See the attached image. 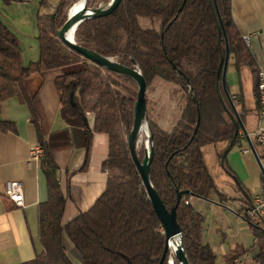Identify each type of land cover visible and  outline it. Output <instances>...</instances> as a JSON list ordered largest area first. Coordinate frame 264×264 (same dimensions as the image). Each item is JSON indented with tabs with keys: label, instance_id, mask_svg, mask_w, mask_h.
I'll use <instances>...</instances> for the list:
<instances>
[{
	"label": "trees",
	"instance_id": "1",
	"mask_svg": "<svg viewBox=\"0 0 264 264\" xmlns=\"http://www.w3.org/2000/svg\"><path fill=\"white\" fill-rule=\"evenodd\" d=\"M1 1L8 4L23 0ZM77 1L57 0L52 13L37 15L39 56L27 65L21 62L17 37L0 18V103L16 97L33 113L25 79L42 67L57 69L81 63L82 68L56 78L65 112L82 118L86 112L93 115L92 130L85 123L86 150L80 170L86 168L93 132L108 137V154L101 164L107 172L105 190L87 212L61 225L64 196L58 186L57 167L33 118L42 149L39 162L47 179L48 197L38 205L41 251L35 258L19 264H73L63 244L64 236L83 264H158L165 245L163 228L127 142L117 132L118 126H122L127 135L132 126L135 82L88 61L59 40L57 31L66 20L70 4ZM214 1L221 23L213 0H121L110 14L84 19L74 33L76 43L122 65H134L147 86L159 77L178 85L186 95L184 109L171 131L159 128L151 120L148 127L153 149L149 179L165 207L169 209L175 204V188L190 191L182 195L176 208L189 264H216L214 251L202 241V214L184 203L192 196L207 199L215 190L202 147L221 140L235 143L238 139L226 110L230 111V106L222 93L224 37L236 68L247 65L254 72L256 94L258 69L232 21L230 0ZM99 2L87 0L86 7L97 8ZM107 4L108 0H102L100 7ZM140 19L149 20L152 25L143 27ZM90 93H94V100L88 104ZM239 117L242 119L241 114ZM0 131L14 128L0 121ZM251 226L259 248L254 258L264 264V231ZM169 257L172 264H178L170 250L162 264H169Z\"/></svg>",
	"mask_w": 264,
	"mask_h": 264
},
{
	"label": "crops",
	"instance_id": "2",
	"mask_svg": "<svg viewBox=\"0 0 264 264\" xmlns=\"http://www.w3.org/2000/svg\"><path fill=\"white\" fill-rule=\"evenodd\" d=\"M29 1H14L6 4L0 0V11H6V15L14 13L12 23H15L11 25L10 22L5 21L6 19L3 20L1 15L0 18L11 32L29 37L31 43L38 49L37 15L52 13L57 0H53L54 5L48 11L44 9L45 6H49L48 0H38L37 7L33 10L25 8ZM230 13L238 32L243 38H247L245 44L254 60L255 69L264 68V0H230ZM36 55L37 57H35ZM38 56L39 49L36 52L34 48L32 57L25 59L20 49V58L24 65L37 61ZM80 68H82V64L76 63L57 69L42 67L40 70L31 73L25 79L24 87L31 98L33 113L27 104L19 102L16 97L7 98L0 103V121L10 123L14 128V131H0V264H19L29 261L41 251L38 236V205L47 201L48 184L40 166V157L33 159L30 153L34 147H40L33 118L37 120L42 140L57 167L58 186L64 196L61 225H65L81 213L87 212L105 190L107 172L102 170L101 164L108 154V137L105 133L93 132L86 168L80 170L86 150L85 123L92 130L93 115L86 112L84 119L78 116H69L61 104V93L56 85L57 76ZM244 69L250 72L252 80V108H245L244 92L240 80ZM152 83L155 87V93L162 95L165 102L163 110L159 106L156 111L159 115L154 118L153 122L159 128L171 131L176 122L171 92L172 87L174 88L176 85L160 78H155ZM225 84L226 91L238 116L239 114L242 115L240 120L243 128L238 129L236 142L245 138L247 146L241 148L236 155L232 153L229 156L228 152L233 149L236 142H221L225 145V152L221 159L222 170L219 169L218 174L219 178L225 182L233 180L238 183L244 195L238 196L237 199L244 205L239 208L236 204L233 208L237 209V213H240L241 210L245 211L252 197L259 193L261 185V180L259 181L261 179L260 167L254 153L242 151L251 145L258 150L251 135L256 127L259 107L255 94V74L247 65L236 68L234 59L229 55ZM222 93L227 100L225 93L223 91ZM246 112L248 115H245ZM249 113H252L253 116L250 114L251 117ZM210 144L202 147V154L205 166L215 186V180L206 165L207 160L204 156V151L208 150L207 155L210 159L213 157L211 151L214 149L212 144L215 145V143ZM210 147L212 148L209 149ZM236 169L241 170L244 177L240 178L235 172ZM9 181H16L21 184L22 206H16L5 196V185ZM216 190L215 186V190L210 192L207 199L192 196L187 200L188 204L202 214L203 211L200 208L213 203L212 201L217 202ZM221 194L224 197L228 195V193L224 194L223 192ZM191 199H195L193 205ZM213 204L220 208L223 207L222 202L220 205L218 203ZM206 230L202 232V241L212 248L215 255L216 252L219 254L217 238L214 237L212 241L214 243L210 245L211 239L208 237V229ZM206 236L209 241H206ZM63 244L72 263L82 264L76 250L66 236L63 237ZM220 254L224 256V260H220V264H235L234 259H238L242 264L240 259L243 256L242 252L231 253L228 258L222 251Z\"/></svg>",
	"mask_w": 264,
	"mask_h": 264
},
{
	"label": "rangeland",
	"instance_id": "3",
	"mask_svg": "<svg viewBox=\"0 0 264 264\" xmlns=\"http://www.w3.org/2000/svg\"><path fill=\"white\" fill-rule=\"evenodd\" d=\"M109 1L110 0H108V2ZM37 2L38 0H30L28 2L29 4L25 5V8L27 7L28 9L33 10L37 7ZM47 2L49 3V6H45L46 8L44 9H46V11L50 10L52 6L54 5L53 0H48ZM101 2H99V7L101 6L100 5ZM75 3L70 4L71 7L70 6L69 7L72 9ZM5 12L0 11V15L2 19L3 20L6 19L5 21H8L10 22L11 25H13V23H15V22L12 23V20H14L13 19L14 13H12L11 15H6ZM140 24L143 27H150L152 25V23L146 19H140ZM22 28L24 29L23 26ZM14 34L16 35L19 41L21 53L25 59H30L32 57L34 48H35V51L38 52L37 47L33 43H31L32 41H30L29 37L24 36L23 34H17L16 32ZM35 57H37V55ZM245 70L246 69H244V71H242V74H241L242 75L240 79L241 87L244 92L243 95L245 99V108H250V107L252 108L253 107L252 106L253 97L251 93L252 80L250 77V72L245 71ZM152 82L153 81H151V83L146 87V93H145L146 119H145L144 125L142 126V128L140 129L138 133L137 140H136V154H138V156L141 159L143 158L145 151L148 150V147H149L147 139H148V136H150V132H149V127H146L145 124L148 126V120L153 121L154 118L159 115L158 113H156L159 106H161L162 108L161 110H163L164 105H165L164 104L165 102L163 101L164 98H162V95L155 93V87ZM134 89L135 91L137 90L136 84H135ZM172 89L173 90L171 92V97H172V104L174 106L173 114L175 115L174 119H176V122H177V120L180 118L181 113L184 109V106L186 103V95L178 87V85L174 86V88L172 87ZM93 100H94V93H90L88 97V104H91ZM169 104L171 105V102H169ZM250 114L252 115V113H249V115ZM160 115L163 116L162 114ZM245 115H248V113L246 112ZM144 129L146 132L144 131ZM117 132L122 137V139H124L127 142V138H126L127 135L122 126H118ZM221 142H224V140L215 142V145L212 144L214 149H212L211 151V153L213 154V157L211 159L207 155L208 150L204 151V156L206 157V160H207L206 165L215 180V186L217 188L216 190L217 191L216 192L217 202H214V201L212 202L218 203L219 205H220V202H222L221 205L225 207L226 209L223 207L220 208L218 207V205L215 206L213 203L207 204L203 206V208H200L202 209L203 211L202 214L204 216L203 217L204 218L203 219V230L207 231L206 229H208V237H210L209 239H211L210 245H213L214 243L212 242L213 238L214 237L217 238L216 243L219 246V254H217L216 252L217 264L221 263L220 260L221 261L224 260V256L220 254V251H222L224 255H227V258L231 253L242 252L243 256L240 258L242 261V264H261L259 260L254 258V256L259 251V248L256 242L257 240H255V238L253 237L252 226L250 224L257 226V227L258 225H256L255 223H252L250 219H247L245 216H243L245 212L244 210H241L240 213H237L236 211L237 209L233 208L236 206V204L239 208H241V206L244 205V203H241L237 199L238 196L242 197L244 194L241 192V189L239 188L238 183L234 182L233 180L231 182L230 181L225 182L219 178L218 172H219V169L222 170L221 159L223 158V155L225 152V145H223V143ZM209 144L210 143L205 144V145H209ZM245 146H247V140L244 138L234 144L233 149L229 150L228 155L230 156V154L232 153L236 155L239 152V150ZM211 148L212 147H210L209 149ZM234 160L236 161V159ZM235 172L237 173V175H239L240 178L244 177V174L241 170L236 169ZM260 180L261 179H259V181ZM220 192L221 193L223 192L224 194L228 193V195L224 197L223 194H221ZM191 200H192L191 202L193 205V202L195 201V199H191ZM204 239H205V234H204ZM206 241H209L207 236H206ZM170 253L172 256L174 255L173 252L170 251ZM79 260L81 261L80 256H79Z\"/></svg>",
	"mask_w": 264,
	"mask_h": 264
},
{
	"label": "water",
	"instance_id": "4",
	"mask_svg": "<svg viewBox=\"0 0 264 264\" xmlns=\"http://www.w3.org/2000/svg\"><path fill=\"white\" fill-rule=\"evenodd\" d=\"M82 1L83 2H82V6L80 9L74 12H71L70 11L71 6L68 8L67 13H66V20L62 24L61 28L57 31V36L59 40L65 46H67L69 49L79 54L81 57L87 59L88 61L98 66L104 67L110 71L125 75L135 82L137 90H136V98H135L134 106H133L132 126L126 137L127 147H128L131 159L133 163L135 164V167L141 179L144 190L151 203L153 211L155 215L157 216L158 220L160 221L161 226L163 228L165 245H164V249H163V252L161 254L158 264H162L163 261L165 260L166 255L169 250V242L171 239L177 240L175 249L173 251L174 258L177 261V263L178 264H189L186 258V255L184 253V249H183L182 231L176 220V208L180 202L182 195L190 194V191L188 190L179 191L177 188H175V193H176L175 204L171 206L169 209H167L163 201L161 200L160 196L158 195L157 191L152 186L150 179H149V168H150V163L153 157V149L150 143V137L148 135H147L148 136L147 142H148L149 147H148V150L145 151L143 158L140 160L136 154L137 136H138L140 129L144 125V122L146 119L145 93H146L147 84H146L144 77L134 65L133 66L122 65L116 60H114L112 57L102 56L96 51L76 43L75 38H74V33H75L77 26L84 19L91 18V17H101V16H106L110 14L116 9V7L119 5L121 0H110L105 7H97V8H92V9L86 7L87 0H82ZM213 3H214L217 16H218V20L221 23L218 9L216 7L214 0H213ZM224 38H225V51H224V56L221 60L222 62L221 84H222L223 92L225 93L228 103L231 107V112L226 107L225 108L234 124V127H235L234 136H236L238 132V127L239 128H243V127H242L241 120L236 112V109L226 91L225 72H226L229 52H228V45H227L226 37ZM217 93L223 103V100L221 98V94L218 88H217ZM70 102L71 104H74L71 97H70ZM145 126L148 127L146 124ZM252 152L254 153L256 160L258 162V157H257V154L254 148H252ZM172 262H173V259L169 257L168 263L172 264Z\"/></svg>",
	"mask_w": 264,
	"mask_h": 264
},
{
	"label": "built area",
	"instance_id": "5",
	"mask_svg": "<svg viewBox=\"0 0 264 264\" xmlns=\"http://www.w3.org/2000/svg\"><path fill=\"white\" fill-rule=\"evenodd\" d=\"M243 39L247 42L246 37H244ZM256 94L259 108L257 112L256 127L251 135L253 138V142L257 146L258 150H256L250 144V147H246L242 151L251 152L252 148H254L260 165L261 185L259 193L252 197L248 206L246 207L244 216L247 219H250L252 223L258 225V227L264 231V119L260 118V111H264V68H259L257 72ZM30 153L33 159H38L41 156V152L38 146L34 147ZM4 193L5 196L16 206H22L23 192L21 184L19 182H7L5 185ZM184 203L188 204V201L185 200ZM233 262L235 264H241L238 259H234Z\"/></svg>",
	"mask_w": 264,
	"mask_h": 264
},
{
	"label": "bare ground",
	"instance_id": "6",
	"mask_svg": "<svg viewBox=\"0 0 264 264\" xmlns=\"http://www.w3.org/2000/svg\"><path fill=\"white\" fill-rule=\"evenodd\" d=\"M82 2H83L82 0H79L77 3H75V5L72 7V9L70 8V11L74 12V11L80 9L81 6H82ZM260 118L264 119V111H260ZM144 131H145V129H144ZM39 150H40V152L42 154V149L40 147H39ZM176 243H177L176 239H171L170 240V242H169V250L170 251H172V252L174 251Z\"/></svg>",
	"mask_w": 264,
	"mask_h": 264
}]
</instances>
